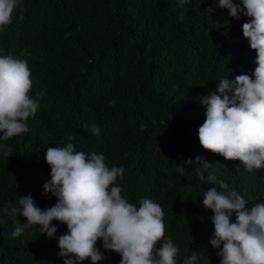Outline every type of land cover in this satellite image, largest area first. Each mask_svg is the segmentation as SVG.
Instances as JSON below:
<instances>
[{
  "label": "trees",
  "instance_id": "obj_1",
  "mask_svg": "<svg viewBox=\"0 0 264 264\" xmlns=\"http://www.w3.org/2000/svg\"><path fill=\"white\" fill-rule=\"evenodd\" d=\"M21 2L23 14L17 9L0 30V55L26 59L32 97L45 95L26 121L27 133L0 139V264H64L58 237L67 232L65 224L53 221L57 232L51 239L35 226L13 237L18 223L26 221L14 220L4 209L29 195L41 209L57 203L43 194L51 178L44 154L69 142L76 151L102 154L109 168L122 166L123 178L114 186L137 207L141 198L160 204L165 235L173 231L181 249L193 239L199 242L208 220L179 214L177 196L205 210L204 193L211 187L220 191V182H228L224 164L210 161L220 156L200 146L198 129L206 115L198 105L202 80L239 62L237 48L213 34L240 39L242 24L209 14L207 0ZM217 16L220 22L214 21ZM84 125L99 127L100 134ZM7 148L10 156L3 154ZM197 156L212 164L205 177L211 172L215 181L199 179ZM96 247L104 256L97 264L116 262L119 254L105 251L102 240Z\"/></svg>",
  "mask_w": 264,
  "mask_h": 264
},
{
  "label": "clouds",
  "instance_id": "obj_2",
  "mask_svg": "<svg viewBox=\"0 0 264 264\" xmlns=\"http://www.w3.org/2000/svg\"><path fill=\"white\" fill-rule=\"evenodd\" d=\"M187 2L180 0L182 5ZM207 2L209 14L219 13L242 24L243 33L240 39L213 34L216 41L237 48L239 62L233 70L211 71L202 80L206 84L199 95L198 106L205 107L206 115L198 129L199 143L220 156L210 161L224 164L228 182H220V191L211 187L204 193L205 210L201 203L195 209L185 196H177L179 214L187 220L193 216L208 220L203 238L181 249L173 231L171 237L165 235L160 204L141 198L137 207L114 186L117 178H123L122 166L109 168L102 154L76 151L71 142L49 147L44 154L51 178L43 194L56 197L57 203L41 209L29 195L18 198L19 206L10 203L4 209L14 220L26 221L18 223L13 237L35 226L51 239L57 232L53 221L65 224L67 232L58 237L64 264L86 260L97 264L104 259L96 247L100 240L105 251L119 254L121 261L117 262V256L113 264H264V0ZM17 9L21 15L25 11L21 0H0V30L11 24ZM217 17L214 21L220 22L221 16ZM32 87L27 60L0 55V139L7 141L29 131L26 121L35 116L45 95L38 92L33 98ZM84 128L100 134L95 125ZM10 152L7 148L3 154L10 156ZM194 162L200 165L195 169L199 179L206 181L205 172L212 164L200 156ZM215 179L209 172L207 181Z\"/></svg>",
  "mask_w": 264,
  "mask_h": 264
}]
</instances>
